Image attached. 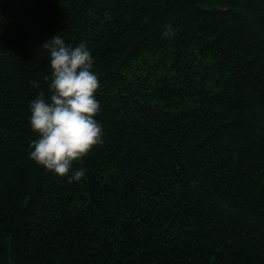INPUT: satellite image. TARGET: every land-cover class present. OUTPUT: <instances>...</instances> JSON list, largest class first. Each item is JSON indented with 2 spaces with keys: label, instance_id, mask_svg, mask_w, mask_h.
I'll return each instance as SVG.
<instances>
[{
  "label": "trees",
  "instance_id": "obj_1",
  "mask_svg": "<svg viewBox=\"0 0 264 264\" xmlns=\"http://www.w3.org/2000/svg\"><path fill=\"white\" fill-rule=\"evenodd\" d=\"M57 34L101 84L73 182L30 158ZM0 264H264V0H0Z\"/></svg>",
  "mask_w": 264,
  "mask_h": 264
},
{
  "label": "clouds",
  "instance_id": "obj_2",
  "mask_svg": "<svg viewBox=\"0 0 264 264\" xmlns=\"http://www.w3.org/2000/svg\"><path fill=\"white\" fill-rule=\"evenodd\" d=\"M174 34L172 26L166 25L162 36ZM42 47L50 53L51 95L49 100L40 92L31 102V127L38 138L31 142L30 158L60 177L69 176V182L80 181L87 169H74V162L103 144L104 136L96 119L101 103L95 94L101 84L93 71L94 57L86 43L73 47L59 34Z\"/></svg>",
  "mask_w": 264,
  "mask_h": 264
}]
</instances>
